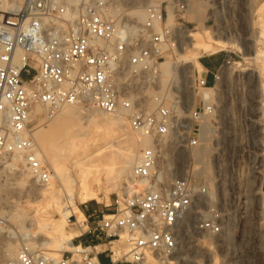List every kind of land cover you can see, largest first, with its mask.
Returning <instances> with one entry per match:
<instances>
[{"label": "built area", "instance_id": "2783aa9c", "mask_svg": "<svg viewBox=\"0 0 264 264\" xmlns=\"http://www.w3.org/2000/svg\"><path fill=\"white\" fill-rule=\"evenodd\" d=\"M135 4L0 0V188L14 155L41 183L52 182L53 167L37 131L68 104H90L109 115L122 111L133 131L151 139L139 151L131 184L117 193L107 213L69 217L81 230L75 250L54 257L22 243L9 264H159L177 256L191 225L197 234L222 239L233 231L220 208L207 203L206 178L182 169L167 182L159 166L162 141L187 133L189 145L198 147L213 132L216 109L204 100L187 108L179 77L163 85L160 64L177 48L178 32L167 25L164 1L145 3L143 21L130 14ZM177 8L186 9L185 3ZM237 63L226 51L213 85ZM191 85L212 87L199 71ZM88 234L111 245L107 261L96 244H85ZM196 257L205 260L198 249L191 258Z\"/></svg>", "mask_w": 264, "mask_h": 264}, {"label": "rangeland", "instance_id": "374dc122", "mask_svg": "<svg viewBox=\"0 0 264 264\" xmlns=\"http://www.w3.org/2000/svg\"><path fill=\"white\" fill-rule=\"evenodd\" d=\"M163 1L167 10L173 14L172 24L168 19L166 20L170 28L177 31V28L187 24L193 29L197 25L193 18L197 16L201 20L200 24L204 27L203 29L208 28L214 36L220 35L230 42L227 45L218 46L214 54L222 58L226 51H230L238 62L224 73L221 89L214 91L212 89L214 85H211L212 87L207 89L200 88L199 94L195 95L191 90V81L194 73L202 72L203 68L192 65V62L182 63L181 53L192 55L194 49L192 50L185 42L181 34L178 33L177 48L162 60L169 58L178 68L176 70H180L179 73L175 72V76L181 80L187 108L190 109L194 104L200 106L202 100H206L216 109V117L212 121L214 127L212 135L209 139L202 138L198 147H191L188 143V134L182 133L177 137H167L164 144L162 141V148L170 149L171 165L177 167V173L184 169L189 172L190 176L207 179L209 188L207 203L217 205L224 214L225 222L234 224V227L237 226L238 229L233 230V237L222 239L207 233L197 234L191 225L183 231L180 251L171 259L174 264H191V261L188 262V259H182V257L190 254L188 257L191 259L195 249H198L205 256L204 261L210 257L215 264H264V207L261 205L264 200V165L261 164L264 146H260V142L264 143V55L256 57L257 52L264 51V36H261V30L264 29V15L259 19L257 13L258 7L264 5V0H231L228 4L222 5L219 4L220 0H155V2ZM183 2L186 9H178L177 5ZM187 18L191 21H186ZM201 56L198 57L199 60ZM242 67L245 69L241 70ZM172 76L162 74V78L167 79V82L174 77ZM203 92L212 94V99H201ZM76 105L82 117L77 112L69 116L60 111L37 131L41 151L53 167V184H43L37 180L35 182L37 188L29 191L27 179L34 181L36 177L21 164V160H18L14 173L8 172V180H5L7 173L5 171L0 197V224L5 228L18 230L17 233L20 235L13 238L7 231L0 236V263L10 259L3 258L4 243L15 239L18 249L24 241L21 236L22 231L24 233L26 229H35L44 211L53 218H60V212L52 204L54 197L59 198L68 211L66 229L81 232L69 221V217L72 221H74V216L79 219L83 217H79L78 212L72 211L68 202L70 193L78 198L79 168L71 160L72 156L66 161L57 157L54 147L60 140L69 141L76 137V132H67L68 127L76 129V126L80 125L78 129L82 130L77 138L86 140L88 136L83 134L84 130L97 128V126L95 128V122H89L88 118L95 114L108 119L111 115L90 104ZM77 114L81 118H78ZM100 127L101 131L105 129L104 126ZM123 133L137 140L141 139L127 122L117 130L114 136ZM132 137L129 138L133 139ZM112 139L115 140L110 135L108 142L111 143ZM49 141L54 142L55 145L53 146ZM104 143L102 141L100 145L104 146ZM125 143L119 142L114 147L115 152L120 154L127 146ZM144 145H140L139 151ZM60 173L63 174L61 177H59ZM105 181L103 177L99 200L78 202L84 213H95L99 216L107 213L111 208L109 204L113 203L117 193L124 188L127 182L124 180L119 186L116 185L117 183L113 185L115 182ZM7 182L10 184L6 185ZM51 185L55 188L54 192L44 196L40 194V189ZM106 193L109 194L106 195ZM12 215L21 219L16 220V217L13 218ZM27 240H29L28 236L24 242L26 243ZM83 240L86 245L90 242L99 244L96 250L102 256L107 255V248L111 246L103 237L97 238L88 234L83 237ZM78 242L79 240H74V243L78 244ZM33 246L41 247L46 252L49 251L38 243ZM199 264L204 263L201 260Z\"/></svg>", "mask_w": 264, "mask_h": 264}, {"label": "bare ground", "instance_id": "6f19581e", "mask_svg": "<svg viewBox=\"0 0 264 264\" xmlns=\"http://www.w3.org/2000/svg\"><path fill=\"white\" fill-rule=\"evenodd\" d=\"M228 1L231 2V0H220L219 4H228ZM155 2V0H147L146 2L144 0H136L135 7L131 10L130 14L137 20V21H143L145 18V11H140L144 10V5L145 3H152ZM139 12V13H138ZM258 17L259 19L264 15V5H260L257 10ZM264 18V17H263ZM262 18V19H263ZM142 19V20H141ZM168 21L172 24L173 22V14L168 11ZM194 21L197 22V25L195 28H189L187 24L182 25L179 29L177 28V32L182 35V37L185 38V42L192 48L194 49V54L188 55L181 53L182 55L180 56L182 59V63L187 64L192 62V65L194 64L195 66H198L200 68H203V65L201 64L199 60V56L206 54V53H214L218 46L221 45H227L230 42L226 39H223L220 35H213L211 30L206 28L203 29L204 27L200 24L201 20L196 16L193 18ZM186 21H191V19L187 18ZM257 21V20H256ZM261 22V21H260ZM264 22V19H263ZM263 26V24H261ZM264 28V27H263ZM261 36H264V29L261 30ZM264 55V51L262 52H257L256 57L258 58L259 56ZM180 63V62H179ZM175 63H172L169 58L167 60H164L161 62L160 67L162 70L163 76H171L173 78H176L177 76L175 72L179 73L180 70L178 69L175 65ZM245 68H241V70H244ZM176 70V71H175ZM224 75V74H223ZM163 85H166L167 79L163 78ZM222 86V80L218 81L212 89L214 91L221 89ZM210 88V87H207ZM206 88V89H207ZM191 90L195 95H198L199 92L196 88L192 87L191 85ZM193 94V95H194ZM201 99H212L213 97L212 94H209L207 92L201 93ZM217 97V96H216ZM220 100V98H217ZM206 101V100H204ZM209 102V101H206ZM77 103L75 104H68L65 105L60 111L67 113V115L71 116L70 114H76L78 113L77 110ZM97 108V107H96ZM95 111V110H94ZM79 115L81 114L80 112L78 113ZM77 114L78 118L79 117ZM90 115V114H89ZM95 114L91 115L88 119L89 122H95V128L94 130H84L83 134L87 135L88 138L86 140L84 139H78L77 136H79V133L81 132L80 129L77 128L75 129H70L68 127L67 132H76V137H73L69 141L67 140H60L56 146L54 147L56 150V155L57 157H60L61 160L66 161L70 156H72V161L74 165H76L79 168V176H80V190L78 193V198L74 196V194L70 193L69 196V206L71 207L72 211L78 212L79 217H85V213L82 210V208L78 205V202L85 203L89 200L93 199H100L99 196V190L100 186L102 183V178L110 182H115L113 185H119L121 184L124 180L127 181L126 184H131L132 179H133V168L136 165V163L139 161V147L140 145H147L150 143L151 139L148 136H143L141 139L137 140L135 137L133 138L132 136L127 135L126 133L120 134V135H115L117 130L123 126V124L126 122L125 118V113L124 112H119L115 115L109 116L108 119L106 117H98L94 116ZM100 126H104L105 129L102 131L100 130ZM80 128V127H79ZM83 128H85L83 126ZM102 129V128H101ZM74 130V131H73ZM214 130V129H213ZM211 130H208L205 133V136H209V133H211ZM42 133V130H41ZM81 134V133H80ZM113 136L115 140L112 139V142H108L109 136ZM132 137L133 139H130L129 137ZM209 137L207 139H209ZM112 138V137H111ZM135 139V140H134ZM206 139V138H205ZM105 142L104 146H101V142ZM119 142H126L125 145L126 148H123L124 150L119 154L116 153L114 150V147L118 145ZM165 140H163L164 144ZM50 144L53 146L55 145L54 142L49 141ZM260 146H264V143L260 142ZM161 158L159 160V166L163 169L166 170V181L169 182L171 179H173L176 175V169L177 167L173 166L172 163V158L170 157V149L169 148H162L161 144ZM43 152V151H42ZM21 156L14 155L12 157L11 164L9 167H6L4 170L3 176L5 174V171L7 172L5 174L6 179L8 180L9 178V173H14L17 165L18 160H21ZM55 159H57L55 157ZM262 165H264V157L262 156ZM172 166V167H171ZM205 168V167H204ZM205 170V169H203ZM9 172V173H8ZM204 172V171H203ZM63 174L60 173L59 177H61ZM4 180V179H3ZM38 179L35 178L34 181L31 179H27V182H29L27 185L29 187V191H33L34 189L37 188L35 185V182ZM74 181V180H72ZM53 182V181H52ZM51 182V184H53ZM3 183V181H2ZM75 183V182H74ZM73 183V184H74ZM6 185L10 183H5ZM120 186V185H119ZM2 187V185H1ZM126 187V186H124ZM74 188V187H73ZM41 195H46L50 194L55 191V188L53 185L42 188L40 189ZM122 190V189H121ZM120 190V191H121ZM258 190H260V187H258ZM73 192V191H72ZM257 192V191H256ZM264 192V191H263ZM0 193H1V188H0ZM109 193H106V195ZM105 195V196H106ZM109 195L107 196V198ZM53 206L56 208L58 212H60V218H53L51 215H48L46 211L45 213L40 215L39 217V222L37 224V227L35 229H26V231L22 234L23 240L25 241V238H29V240L26 241V244H28L31 247L33 244L38 243L39 245L43 246L45 249L49 251H45L51 256L58 257L62 254V250H75V247L77 246L76 243L73 242L74 238L77 237L80 233L74 232V231H69L66 229V224H67V209L64 207L63 203L61 200L57 197L53 198ZM262 207H264V200L261 202ZM2 215V214H1ZM13 218L16 217V220H20V217H17L15 215H12ZM6 224V223H5ZM21 230V229H20ZM234 231L238 230L237 226L233 227ZM9 235L13 238L17 237L18 234L16 230L13 228L7 227L5 228L3 225L0 224V236L3 235V232H7ZM19 237V236H18ZM229 237H233V231H231V234ZM22 243H25V242ZM21 245V244H20ZM17 247L18 243L15 241V239H10L4 243V248H3V258H10L11 260L14 255L17 253ZM99 247V244L97 245ZM43 249V248H42ZM44 250V249H43ZM61 251V252H60ZM186 252H189L186 250ZM188 255H184L183 258L188 259L191 264H199V261L202 259L200 257H196L194 259H189ZM200 256V255H199ZM192 257V255H191ZM165 259V260H164ZM163 260L159 261V264H174V261L171 259V257L164 258ZM9 260H5L1 262L0 264H9ZM187 262V263H188ZM204 264H215V261L209 257L206 261H203Z\"/></svg>", "mask_w": 264, "mask_h": 264}, {"label": "crops", "instance_id": "0c3cea01", "mask_svg": "<svg viewBox=\"0 0 264 264\" xmlns=\"http://www.w3.org/2000/svg\"><path fill=\"white\" fill-rule=\"evenodd\" d=\"M223 58L224 56L221 58L220 56H217L214 53H206L200 57V62L203 65V70L201 73L208 78L210 86L213 85L214 82L213 72L222 63ZM86 207L87 209H89L88 206ZM102 258L107 261L105 256H102Z\"/></svg>", "mask_w": 264, "mask_h": 264}]
</instances>
